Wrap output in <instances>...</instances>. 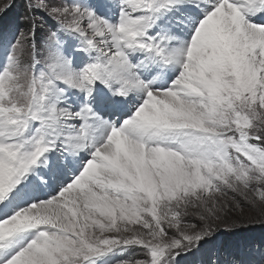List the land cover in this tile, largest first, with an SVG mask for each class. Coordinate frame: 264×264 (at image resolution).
<instances>
[{
    "label": "snow or ice",
    "instance_id": "6c2138e0",
    "mask_svg": "<svg viewBox=\"0 0 264 264\" xmlns=\"http://www.w3.org/2000/svg\"><path fill=\"white\" fill-rule=\"evenodd\" d=\"M0 264H264V0H0Z\"/></svg>",
    "mask_w": 264,
    "mask_h": 264
}]
</instances>
